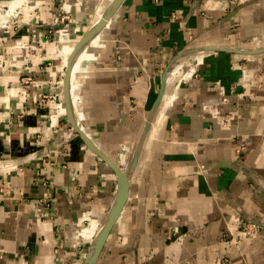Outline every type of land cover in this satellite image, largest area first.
<instances>
[{
	"label": "crops",
	"instance_id": "crops-1",
	"mask_svg": "<svg viewBox=\"0 0 264 264\" xmlns=\"http://www.w3.org/2000/svg\"><path fill=\"white\" fill-rule=\"evenodd\" d=\"M111 1L23 0L0 25V264H82L112 207L115 172L50 97L60 50ZM99 35L72 71L75 115L136 162L94 264H264V0H122Z\"/></svg>",
	"mask_w": 264,
	"mask_h": 264
},
{
	"label": "water",
	"instance_id": "water-1",
	"mask_svg": "<svg viewBox=\"0 0 264 264\" xmlns=\"http://www.w3.org/2000/svg\"><path fill=\"white\" fill-rule=\"evenodd\" d=\"M122 2V0H112L101 18L97 19L96 22L92 25V27L86 31L80 40L72 47V51L67 59L66 62V69L62 81V94L63 100L65 105L66 113L69 117L70 122L72 123L73 127L77 130L86 144L95 152L97 153L115 172L117 176L118 182V191L114 198L112 207L109 210V213L105 219L104 224L102 225L100 231L94 238L82 264H94L96 259L100 253L102 245L108 236L112 226L114 225L117 217L119 216L128 196L129 191V174L132 168L135 165L136 158L133 161H130L128 164L127 169H121L118 164L112 160L109 156L103 153L98 146L90 139L87 133L82 129L80 126L76 115L75 109L73 104L72 92H71V77L72 71L79 56L80 52L86 47V45L97 35V33L101 30L106 19H108L117 6ZM245 52L249 53L252 52L250 50H245Z\"/></svg>",
	"mask_w": 264,
	"mask_h": 264
},
{
	"label": "bare ground",
	"instance_id": "bare-ground-1",
	"mask_svg": "<svg viewBox=\"0 0 264 264\" xmlns=\"http://www.w3.org/2000/svg\"><path fill=\"white\" fill-rule=\"evenodd\" d=\"M22 2L23 0H14L12 1L6 8H1L0 7V25H4L5 23H7L8 20H10V18H12L13 15H15L17 13V11L19 10V8L21 7L22 5ZM89 15V14H88ZM102 16H105L103 15V12L100 11L97 13L96 15V20L101 18ZM106 17V16H105ZM109 19V18H108ZM108 19H106V21H108ZM96 20H94V23L96 22ZM93 23V24H94ZM89 24V23H88ZM87 24V25H88ZM92 24V25H93ZM92 25L88 28V30L92 27ZM64 30V29H63ZM87 30V31H88ZM74 29H68V30H65V31H62L61 33H59V36H58V40L60 41H67L70 39V34L71 32H73ZM105 35V34H104ZM104 38V36H103ZM101 37L100 35L95 37L89 44L88 48H87V51H86V55L84 58H82L79 62H75V65H84L86 64L87 62H89L93 57L94 55L96 54L97 50L99 49V47L101 46ZM72 51V46L71 45H66L65 47H63L61 50H60V53L61 55L63 56L64 58V61L67 62V59L70 55ZM83 54V53H82ZM81 57V56H80ZM65 65V64H64ZM194 66L192 67H189L187 70H185V72H182L183 73V77L184 78H187L189 77L193 70H194ZM176 71V70H175ZM174 71V72H175ZM167 76V75H166ZM180 77V76H179ZM169 94V93H168ZM171 98H167L166 99V102H169ZM165 101V100H164ZM165 102V103H166ZM164 104V103H163ZM64 110V107L62 108V111ZM145 127V126H144Z\"/></svg>",
	"mask_w": 264,
	"mask_h": 264
},
{
	"label": "built area",
	"instance_id": "built-area-1",
	"mask_svg": "<svg viewBox=\"0 0 264 264\" xmlns=\"http://www.w3.org/2000/svg\"><path fill=\"white\" fill-rule=\"evenodd\" d=\"M237 1L238 0H229L230 4H236ZM70 15H71L70 7H67L63 13L56 14L54 16L53 24L54 25L60 24L64 22V20L69 21ZM172 16H175V12H173ZM242 69L245 70L244 67H242ZM50 97L54 100V103H55V113L61 114L63 112L62 108L64 107V101L62 98L61 91L59 89L58 90L56 89L55 92L50 95ZM1 192H2V188L0 186V193ZM239 227H240V230L247 235H253L258 229V225L255 222H251L249 220L240 222ZM174 232H175V229L173 230L172 233Z\"/></svg>",
	"mask_w": 264,
	"mask_h": 264
},
{
	"label": "rangeland",
	"instance_id": "rangeland-1",
	"mask_svg": "<svg viewBox=\"0 0 264 264\" xmlns=\"http://www.w3.org/2000/svg\"><path fill=\"white\" fill-rule=\"evenodd\" d=\"M3 8H6V6H4Z\"/></svg>",
	"mask_w": 264,
	"mask_h": 264
}]
</instances>
